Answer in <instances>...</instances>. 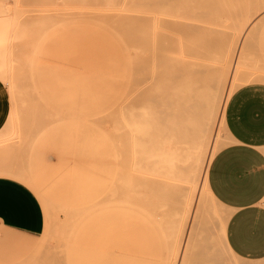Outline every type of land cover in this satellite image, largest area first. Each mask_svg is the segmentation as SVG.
<instances>
[{"label":"rangeland","instance_id":"374dc122","mask_svg":"<svg viewBox=\"0 0 264 264\" xmlns=\"http://www.w3.org/2000/svg\"><path fill=\"white\" fill-rule=\"evenodd\" d=\"M4 1L5 11L9 6L3 4L13 0ZM17 1L16 6L24 3L22 8L29 9L26 13L32 8L24 19L40 32L31 31L30 36L36 35L27 41L31 45L20 43L31 25L21 27L26 30L20 42L12 43V32L3 40L11 42V53L17 50L12 55L9 45L11 58L0 70L10 97L0 130V175L30 177L31 168L37 182L26 181L42 202L45 227L31 236L0 226V264H264V259L235 256L225 244L222 231L230 212L204 189L211 146L193 156L188 177L173 171L176 137L187 130L185 92L171 110L153 109L144 122L132 121V111L148 94L146 78L160 73L162 60L157 40L144 47L130 38V26L124 31L126 25H116L125 0ZM233 1H228L233 10H227L222 32L226 41L235 42L227 60L229 79L216 89L213 101L214 132L222 141L217 151L230 142L223 113L231 81L237 82L236 90L262 72L263 59L253 50L264 47V0ZM59 35L88 45L84 49L108 75L43 65L40 51ZM195 63L191 66L198 68ZM121 195L137 200L141 208L120 225L97 231L85 217L82 200L124 204Z\"/></svg>","mask_w":264,"mask_h":264},{"label":"crops","instance_id":"0c3cea01","mask_svg":"<svg viewBox=\"0 0 264 264\" xmlns=\"http://www.w3.org/2000/svg\"><path fill=\"white\" fill-rule=\"evenodd\" d=\"M87 47L77 44L74 37L59 35L45 43L39 60L43 65L107 76L108 72L93 60L95 55L84 49ZM253 52L263 59L258 67L262 72L230 95L225 108L230 142L213 156L207 179L212 194L230 212L222 231L229 251L239 258L258 261L264 259V47ZM113 78L118 81L121 77L115 74ZM9 112V93L0 80V130ZM31 171L30 177L0 175V226L35 236L44 230L45 215L39 196L27 185L26 180L37 182ZM97 202L93 205L82 200L85 217L97 231L120 225L141 208L134 202ZM145 218L151 215L146 212Z\"/></svg>","mask_w":264,"mask_h":264},{"label":"bare ground","instance_id":"6f19581e","mask_svg":"<svg viewBox=\"0 0 264 264\" xmlns=\"http://www.w3.org/2000/svg\"><path fill=\"white\" fill-rule=\"evenodd\" d=\"M3 1L4 0H0V5L2 3L5 4V1ZM16 1L17 0H13V3L15 2L14 4L12 3L6 6L3 4L4 8L9 6L5 8V11L2 5L0 6V14L3 13L0 15V33L2 35L5 34V37L6 35H11L12 32V36L14 37L11 39L13 40L12 43L15 41L20 42L19 38L21 39L22 35L23 38L20 43L24 41L27 42L28 40L34 41L33 39L36 37L35 34L40 31L36 32L32 29V21L30 19H26L28 22H31L26 24V26L21 24V22L26 21L24 18L30 14L32 8L27 7L31 8V10L29 13H26L25 11L29 9L27 10L26 7L22 8V4L24 3H22L21 6H16L15 4L19 2ZM228 1L229 0H125L122 4H119L120 7L117 9L118 11L120 10L117 14H122L126 16L127 19L122 15L121 17L124 19L116 15L119 20H116L115 23L118 22L116 25H119L121 22L126 25H123L124 31H128L127 26H130L131 31L129 30L128 33H130L129 36L131 39L136 40L144 47L147 45L152 46L153 42L157 40L159 43L158 47L161 49H159L160 52L158 53H160L159 57L162 60L160 61L162 69H160L159 74L150 75L146 78L149 84L146 92L148 94L141 99L139 104L135 107L136 109L132 111V121L137 122L139 120L138 122H140V120H145V118L149 117L153 109L167 112L171 110L170 108L174 105V102H177L176 99L182 97L179 96L180 93L185 92L186 94L185 104L188 108V117L186 116L187 130H185V134L181 133V138L176 137L178 141L176 140L177 142H175L174 150L170 157L173 171L175 173L177 172L179 176L183 174L184 178L188 177L186 172L196 153L198 154L203 149H208L211 146L209 159L211 161L216 154V149L221 146L222 142L219 133L215 134L214 132L215 119L213 115V101L216 97V89L224 88L228 82L229 65L227 60L233 56V49L235 48V42H232V40L228 42L226 41L227 39L224 38L226 36H222L223 27L226 22H224V16L228 12L227 10L232 8L230 7L229 9L227 6ZM25 2L27 3L28 1ZM202 2L208 3L205 5V8H203L204 4ZM20 3L21 2L18 4ZM19 7L22 10H20ZM18 10H20V13ZM231 10H233V8ZM90 12L89 14L92 16V11ZM84 13L86 12L83 11V14ZM228 13H230V11ZM16 19H18L17 22L15 21ZM22 19H24V21ZM15 25L17 28L14 27ZM28 25H31L29 26L31 29L27 27ZM22 26H24V28L27 27L30 31L28 32V30L25 31L26 29H24L25 35L29 34L28 36L24 35V31L22 32ZM13 27L15 31L12 29ZM31 31H34V33L36 32L33 34L35 37L30 36L32 34ZM17 33H19V35ZM21 33L23 34L21 35ZM198 33H204V36H199ZM7 36L5 38L1 36L3 39L1 38L0 40V46H2V50H4H0L1 71L2 69L5 70V66L8 65V61L11 58L9 57V53L13 50L11 42V47H9L10 44L6 45L8 43L7 41L10 39L9 37L7 38ZM24 37L28 38L25 39ZM195 37L197 39L196 43L194 41ZM29 38H31V40ZM6 39L7 41L4 42L3 40ZM27 43L28 45L30 44V42ZM7 48L8 52L10 50L9 53L7 52L9 56L6 55ZM16 50L17 49H15L14 52H16ZM13 53L11 54L13 55ZM155 54L157 55L156 52L151 55L156 57ZM193 58L197 59L195 60L197 61L195 64H198V68L191 66V63L195 62H192ZM236 84L237 82L235 80L231 81L228 99L234 91L233 89ZM173 108H175V106ZM223 119L225 122V109ZM137 123H135V125ZM134 126L131 133L132 135L135 133L138 135V131H136ZM136 127L139 128L138 126ZM181 130L183 131V129ZM207 174L208 169L206 170L204 178V189L215 203L222 204L212 194L208 185ZM180 177L182 178V175ZM124 196H122V200H125L124 202H137V200L129 196L127 197V195ZM118 197L119 196H117V198Z\"/></svg>","mask_w":264,"mask_h":264}]
</instances>
